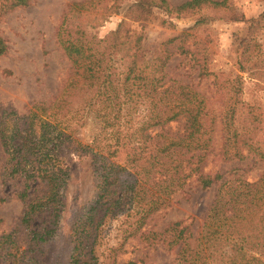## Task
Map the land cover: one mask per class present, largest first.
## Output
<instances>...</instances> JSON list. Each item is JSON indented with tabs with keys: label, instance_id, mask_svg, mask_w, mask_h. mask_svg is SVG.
Wrapping results in <instances>:
<instances>
[{
	"label": "trees",
	"instance_id": "trees-1",
	"mask_svg": "<svg viewBox=\"0 0 264 264\" xmlns=\"http://www.w3.org/2000/svg\"><path fill=\"white\" fill-rule=\"evenodd\" d=\"M0 1L7 8L29 2ZM118 1L110 5L117 13L122 8ZM207 4L222 6L225 0H186L178 5L167 0H133L124 5L123 17L110 35L101 38L90 35L88 26H69L67 15L63 16L57 39L69 72L58 93L49 102H33L23 114L0 111L3 172L9 179L20 176L24 182L23 189L15 192L25 206L22 222L28 225L33 215H46V223L31 229L34 242H45L56 232L73 173L66 161L75 159L78 164L88 162L95 185L94 197L73 219L75 250L94 246L106 218L123 214L142 227L150 215L169 204L178 189L188 195L184 188L194 180L200 189H213L201 223L193 228L191 222L177 220L158 230L145 229L142 237L150 244L175 247L174 264H264V171L251 177L239 170L250 152L254 161L264 164V155L251 144L259 125L257 114L253 108L241 111L239 85L220 91L222 108L216 114L203 94L184 89L166 76L158 64L161 55L140 61L143 22L153 7L180 15ZM262 20L264 12L248 22ZM131 22H139L140 29L132 28ZM188 35L180 32L181 41ZM180 47V52H188ZM5 51V40L0 37V55ZM238 52L239 71L264 77V43L241 38ZM117 61L124 63L122 70ZM206 73L202 68L198 75ZM144 99L150 107L147 121L124 133L119 125L122 109L135 108ZM210 111L213 117L207 121ZM90 114L110 131L87 144L75 133ZM181 116L185 118L182 135L162 131L166 123ZM216 125H220L222 142L214 167L208 159ZM154 126L161 131L145 133ZM36 188L37 194L27 199L29 189ZM5 238L12 240V234Z\"/></svg>",
	"mask_w": 264,
	"mask_h": 264
},
{
	"label": "rangeland",
	"instance_id": "rangeland-1",
	"mask_svg": "<svg viewBox=\"0 0 264 264\" xmlns=\"http://www.w3.org/2000/svg\"><path fill=\"white\" fill-rule=\"evenodd\" d=\"M132 1L119 0L122 5L119 13L110 6L114 0H29L27 5L13 8L5 7L0 1V37L6 44L5 53L0 55V111L13 109L23 114L33 102H49L56 96L69 72L68 60L57 39L65 14L69 26L85 25L90 35L108 37L123 17L124 5ZM167 1L178 5L186 0ZM263 12L264 0H225L222 6L207 4L180 15L166 14L153 7L151 16L143 22L140 61L161 55L162 61L158 64L166 76L185 86L184 89L203 94L216 114L222 108L218 101L220 91L233 84L234 87L239 85L241 111L253 108L259 122L251 144L264 155V77L237 69L241 38L264 43V20L252 25L248 22ZM131 27L139 30L141 25L131 22ZM182 31L189 34L184 42L180 37ZM180 46L188 52H180ZM115 64L122 70L124 63L117 61ZM202 68L208 73L199 76ZM147 100H139L135 108L125 106L122 109L119 125L124 133L134 131L147 121L150 109ZM211 111L207 121L213 117ZM241 119L238 115V120ZM184 122L185 118L181 116L166 123L162 131L182 135ZM109 131L90 114L75 135L89 144ZM159 131L160 126H154L147 128L145 133L152 135ZM212 136L213 150L208 163L215 167L222 142L220 125L214 126ZM4 161L0 146V198H4L0 200V264H83L88 261L93 264H126L129 261L174 264L175 247L169 249L159 242L150 244L142 237V232L158 230L177 220L191 222L195 228L201 223L213 195L212 188L200 189L192 180L188 188H184L188 195L178 189L169 204L150 215L142 227L132 224L133 220L123 214L106 218L99 226L94 246H79L75 250L71 230L73 219L81 206L95 195L88 162L78 164L75 159H67L73 173L65 189L64 209L56 232L45 242H34L31 229L46 223V215H33L28 225L22 222L25 206L15 197V192L23 189L24 182L20 176L7 178L3 172ZM239 170L256 177L264 171V164L262 160L254 161L250 152ZM29 192L27 199L33 198L38 188L29 189ZM8 233L12 234L10 241L5 238Z\"/></svg>",
	"mask_w": 264,
	"mask_h": 264
}]
</instances>
